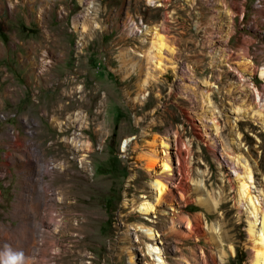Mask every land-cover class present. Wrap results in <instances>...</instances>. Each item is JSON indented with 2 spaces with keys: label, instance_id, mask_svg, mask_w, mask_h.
I'll use <instances>...</instances> for the list:
<instances>
[{
  "label": "rangeland",
  "instance_id": "374dc122",
  "mask_svg": "<svg viewBox=\"0 0 264 264\" xmlns=\"http://www.w3.org/2000/svg\"><path fill=\"white\" fill-rule=\"evenodd\" d=\"M161 2L0 0V146L10 148L0 154V248L8 244L23 251V264H133L131 258L135 264H148V245L153 243L166 249L171 264L184 261L172 254L174 242L156 232L142 248L137 244L138 235L145 234L140 225L151 223L156 214L140 215L132 208L133 199L146 194V186L151 191L144 153L155 146L162 157L161 138L177 130L190 147L191 185L203 189L183 209L204 213L201 197H227V208L241 224L227 245L228 256L222 258L217 251L214 255L219 264H251L247 204L239 209L235 203L243 174L232 173L221 151L226 148L230 159L239 154L240 164L250 167L247 183L256 205L264 207V126L250 117L240 122L228 105V116L221 117L216 133L218 151L213 152L183 110H193L194 103L184 100L179 76L189 65L201 87H207V80L217 84V69L203 44L205 35L226 34L233 23L237 32L228 46L236 50L244 39H253L250 58L261 67L264 0H171L167 7ZM239 4L243 14L237 13ZM254 21L258 28L251 25ZM146 25L159 27L167 44L177 49L175 57L162 51L167 70L160 77L151 37L142 31ZM48 59L51 62L45 64ZM226 75V84L235 80ZM250 77L257 87H264L258 70ZM215 110L219 115L222 109ZM73 139L83 144L79 153L71 148ZM86 143L92 149L87 151ZM67 157L75 158V170L84 166L86 171L79 192L69 199L82 202L81 212L71 211L73 223L83 220L82 228L65 225L60 220L63 210L56 204L57 175L62 173V183H73L63 173ZM45 164L51 166L48 172ZM156 169L162 170V162ZM43 179L50 195L40 207ZM261 211L256 229L262 225ZM203 224L207 232L212 225L219 227L216 220ZM126 235L130 241L123 239ZM195 243H183V252L199 254ZM0 257L8 258L3 253Z\"/></svg>",
  "mask_w": 264,
  "mask_h": 264
},
{
  "label": "bare ground",
  "instance_id": "6f19581e",
  "mask_svg": "<svg viewBox=\"0 0 264 264\" xmlns=\"http://www.w3.org/2000/svg\"><path fill=\"white\" fill-rule=\"evenodd\" d=\"M169 2H171V0H162L159 5L167 7ZM240 5L241 4L236 7L237 13L243 14L244 6ZM251 25L255 28L259 27L258 23L255 21ZM162 28L164 29L166 27L162 26ZM142 31L145 32L146 36L149 35L151 37L153 47L151 49L154 50L153 58L156 63V74L160 77V75H164L167 70V68L163 66V63L165 62H163L161 58L162 51L167 49L169 50V53L175 57L177 49L167 44L166 36L163 32H160L161 30H159V27L157 28L156 25H146ZM236 32V26L233 23L226 34L217 35L218 37H215L211 34V31H209L207 35H205L206 41L203 44L208 48L211 63L217 69L218 73L215 78L218 79L217 84H209V80H207L204 81L206 82L207 87H201L196 80L195 72L189 67V65H184L181 68L179 76L184 86V100L186 102L194 103L193 110L186 107L183 108V110L190 119V122L196 134L201 138V141L208 145L215 153L218 151L216 149L218 147L217 143L219 137L216 133L221 128V117L225 118L228 116L224 113L225 111H228V105L231 106L235 113H237L240 122L243 120L242 118L250 117L255 122H260L264 126V87L261 89L250 80V75L254 74L256 70L260 72V75L264 80V63L261 67H257L255 62L250 58V45L254 42L251 38L244 39L242 44L236 50H233L228 46V41ZM260 51L261 53H264V48L262 47ZM207 56L208 55H204V57ZM47 62L51 61L48 59L45 64ZM173 69L176 70V68ZM226 74L231 78H235V80L226 84L224 81V76H227ZM62 95L63 97H66L67 92H64ZM218 107L222 109L219 115L215 110ZM156 139L158 138L155 137V141ZM63 143L64 145H69V142L66 140L63 141ZM72 143L71 148L79 153L83 144H78L74 139L72 140ZM161 144L165 150L162 157L158 155L155 146L153 148L148 147L146 153L143 155L144 169L147 172L149 171L152 178V186L150 187L151 191H147L148 188L146 186V194H144L143 198H134L132 208L134 211L139 212L140 215L154 212L156 214V219L151 223L146 222V224L143 223L140 225V227L145 230V234L138 235L137 244L142 248L141 245L143 241L145 239L154 240V234L156 232V235L164 237L166 240L170 239L174 242L172 254L185 258L184 261L177 259L175 264H219L214 252H220L222 258L228 256L227 245L230 241H233V238L238 231L237 229L240 227L241 220L238 216L232 215L231 209L227 208V201L226 199H223L225 196H222L218 200L211 199L209 198L210 196L206 198L201 197L200 206L204 210V213L192 214L183 209L184 206H187L191 200H193V195L200 193L203 190L200 187L201 185H197L196 187L191 185L193 174L191 163L188 159L190 147L187 143L183 142L179 130L174 134L169 133L164 135L161 138ZM84 146L87 151L92 149L90 143H86ZM75 147L79 149H76ZM225 149L223 148L222 151L220 150L225 165L230 167L232 173L235 175L243 174L241 179L242 182L240 186H238L240 198L237 199L238 201H235L237 204L235 205L240 209L245 203L247 204L245 206H247L246 208L248 210L249 235L252 244L251 264H264V207L260 208L256 205L257 203H255V199L253 200V195L251 194L252 190L250 191L251 188L249 187V183H247V179L252 177V171H250V167L246 164H240L241 161H238L241 160L238 159L239 154L238 156L234 155L233 159L228 158L227 156L230 154ZM67 159V163L69 164L63 173L68 175L70 177L69 180L73 183H62L60 179L62 173L57 175L54 187L55 190L58 191L59 196L57 197L56 204L59 210H63L61 212L63 213V217L60 220L65 225L69 226L72 223L76 225V227H81L84 225L83 220L78 223H73V214L71 211L77 210L81 212L83 210L82 202H79L78 200L72 202L69 201V199L73 193L79 192L80 189L78 190V184L82 183V178L86 171L84 170V166L78 170L73 168L75 158L71 159L67 157ZM158 162H162L161 171L156 169ZM43 168L48 172L51 169V166L45 164ZM41 185L42 193L41 196L39 195L38 202L40 207L46 204L48 195H50L48 182L43 179ZM74 188L76 191H74ZM77 195L80 197L79 194ZM176 203L178 204V208L174 206ZM167 206L170 207V210L169 208L167 209ZM224 207L227 209L224 210V212L219 213L218 209ZM259 211H261L260 213L262 214V225L256 229L255 222L258 220L257 218H259L257 217ZM82 213H79L77 216H83ZM140 215L137 216L140 217ZM205 220H216L219 223V227L212 225L211 230L207 232L203 228V221ZM40 223L43 225V214ZM123 239L130 241L128 235ZM191 241L196 242V248L198 247L200 249L199 254L196 252L197 250H193L188 254L183 252L181 245L185 242ZM148 249V254L150 256L148 264H171L168 262L165 255V248L159 247L157 244L153 243L148 245ZM131 260H133L132 262L135 264L134 258H131Z\"/></svg>",
  "mask_w": 264,
  "mask_h": 264
},
{
  "label": "clouds",
  "instance_id": "9594fccd",
  "mask_svg": "<svg viewBox=\"0 0 264 264\" xmlns=\"http://www.w3.org/2000/svg\"><path fill=\"white\" fill-rule=\"evenodd\" d=\"M0 253H3L8 257L7 260L0 257V264H23V251H14L10 245L5 244L2 248H0Z\"/></svg>",
  "mask_w": 264,
  "mask_h": 264
},
{
  "label": "crops",
  "instance_id": "0c3cea01",
  "mask_svg": "<svg viewBox=\"0 0 264 264\" xmlns=\"http://www.w3.org/2000/svg\"><path fill=\"white\" fill-rule=\"evenodd\" d=\"M8 149H10L9 147H4V146H0V154H3L4 151H7ZM0 234H1V228H0Z\"/></svg>",
  "mask_w": 264,
  "mask_h": 264
}]
</instances>
